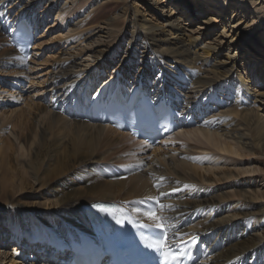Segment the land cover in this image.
<instances>
[{"label": "bare ground", "instance_id": "bare-ground-1", "mask_svg": "<svg viewBox=\"0 0 264 264\" xmlns=\"http://www.w3.org/2000/svg\"><path fill=\"white\" fill-rule=\"evenodd\" d=\"M116 1L0 0V11L5 12L0 18L3 29L0 31L2 74L21 75L22 78L28 74L36 48L33 46L30 56L20 55L10 44L11 34L7 28H13L21 17L34 20L33 16L44 4L49 7L54 4L57 11L72 15L78 4L88 3L95 11L87 14L85 20L79 14L70 15L80 29L81 23L96 24L100 19L107 26L117 28L107 32L108 37L112 35L107 41V49L94 48V44L106 40L89 41V35L80 36L84 46L76 55L78 58L93 56L94 64L80 65L75 60L59 57L48 71L43 91V99H48L49 105L34 103L33 110L30 107L28 111L22 109L16 114L12 111L8 117L4 113L0 115V206L7 207V212L0 209V224L6 222V218L15 222L16 231L8 237L15 238L20 245L23 241L17 234L19 222L28 235L24 237L26 241L31 243L37 239L47 246L53 231L68 236V233H75L72 226H83L85 205L93 201L118 202L122 199L142 219L155 223L144 215L152 210L171 227L172 233H187L177 238L172 236L173 240L194 233L201 234L206 241L216 240L217 253L202 264H264V193L252 190L253 195L249 194L247 189L252 188V177L241 180V173L233 170L221 174L232 180L227 186L241 187L236 193H226L224 188L213 189L207 185L218 183L217 178L207 172L211 166L219 164L218 159L223 155L231 159L234 155H242L235 159L238 163H251V159L258 155L254 161L264 175V92L259 88L256 93L250 89L251 80L257 81L254 78L256 69L264 64V53L261 58L251 57L248 67L251 80L238 66L237 53L232 55L238 34H251L258 28L246 23L242 13L252 9L263 23L264 0H198L199 4L192 13L186 11L191 4L189 0H142L144 13L137 7L139 4H131L130 10L125 7L123 13L107 18L110 11L117 9ZM237 4L243 11L240 15L234 9ZM156 12L162 19L148 17ZM209 12L214 14L208 15ZM224 13L228 14L225 15L228 19L222 25L220 16ZM189 14L192 17L182 24L183 15ZM195 17L202 21V31L189 28L196 21ZM127 26H132L133 30L129 31ZM212 27H222V31L214 35L203 30ZM231 29L235 36L230 34ZM210 35L214 37L204 39ZM242 39L245 40L244 36L239 40ZM250 40L251 36H247L246 45L254 46L253 51L260 52L259 46ZM242 45L239 43L237 49ZM122 48L126 49L124 53ZM69 53L67 50L66 54ZM222 54L227 58L220 59ZM106 65L114 69L109 75L106 74L110 73ZM152 71L160 76L152 77ZM97 74L98 79H95ZM130 76L149 86L154 96L162 94L172 98L180 107L179 113L186 120L192 118L180 130L185 132L182 135H194L191 138L196 146L175 140L178 136L174 134L151 148L152 144L147 145L142 139H135L128 132L97 119L87 97L80 96V81L85 87L90 86V91H85L88 95L94 87L101 88L112 81L132 84ZM258 80L264 86V72ZM177 82H181V86H177ZM236 98L244 108L227 112L230 117L222 111L226 117L214 119L212 112L229 105L230 100V105H234ZM201 115L205 117L201 119ZM6 124L11 127L6 128ZM169 144L172 148L165 149ZM193 147L209 150V153L191 151ZM145 151L147 154L151 151L147 157L154 158L158 166L146 169L152 160L146 161ZM226 162L223 160L222 163ZM207 163L213 165L203 167ZM174 188L179 191H173ZM31 197L45 198V204L49 202L52 208L51 213L44 211L29 216L24 209L39 204L31 202ZM234 198L241 199L235 201ZM157 200L165 205L163 209ZM55 213L67 223L62 224ZM226 213L229 215H224ZM211 214L218 219L208 220ZM36 216L43 219L41 226L33 220ZM29 217L33 222L34 236L28 232ZM16 255L12 256L10 264H17Z\"/></svg>", "mask_w": 264, "mask_h": 264}, {"label": "rangeland", "instance_id": "rangeland-1", "mask_svg": "<svg viewBox=\"0 0 264 264\" xmlns=\"http://www.w3.org/2000/svg\"><path fill=\"white\" fill-rule=\"evenodd\" d=\"M68 1L72 2L74 0H68ZM116 2H117L116 3L117 6H118L117 9L115 11H112V12L110 11L109 16H107V18L110 16L111 17L116 16L118 14V12H119V14L123 13L125 7H128L130 10L131 4H139V5H137V7L142 9L143 13L145 12L144 11L145 5H144L142 0H128V1L117 0ZM189 4L190 5H188V9L186 11L188 12L190 10V12L192 13L196 9L197 5L199 4V1L198 0H189ZM37 7H39V5H37ZM76 9L77 10H75L73 12V14L72 15L70 14V15L73 17V16H76L77 14H79V15H81L80 16L81 19L84 18L83 20L86 19L85 17L87 14H89L93 11V8L88 6V3H85L84 5L78 4L76 6ZM234 9H235L236 13H238V15H240V13L242 11L240 4H237V6L234 7ZM66 14L68 16L65 17ZM211 14H214V13L213 12L208 13V15H211ZM70 15L68 13H64V11H57L56 7L54 8V4H52L51 7L44 4L42 6V8L39 10V12L35 14L34 18L36 19V21L38 23V26H39L38 31H40L41 35L38 36V39L40 38L39 39L40 41L38 43H35L36 45H34L36 49H34V52H33L34 58L31 60V68L29 69L28 74H26L25 77L23 76V78L21 75L17 76V75L6 74V73H4L5 74L4 75V74L0 73V115L1 114L2 115L7 114V117H8L9 114H10L9 116H11L12 111L16 114L22 109L28 111L30 109V107H32L31 110H33L32 104H34V103H39V104L44 103L45 105L46 104L49 105L48 99H46V100L43 99V97H44L43 91L45 90L46 85H47L46 84L47 83V77L49 76L48 71H49V69H51L52 67L55 66V63L57 60H59L60 56H62L61 58L64 57V59L68 58V59L75 60L80 65H82L83 63H89V65H90L94 60L93 56L85 55V56H82L81 58L80 57L78 58V56L76 55L77 51L79 49H81V47L84 46V43L82 42L83 39L81 40L80 36L84 37V36L89 35V38H90L89 41L92 39L98 40V38L103 39V41L106 40V42H102L101 44L99 43L100 45L98 43L94 44V48L107 49V47L109 46V44H108L109 42H107V41H110L112 39V35L110 37H108L107 32L110 30H115L117 28L107 26L102 21L103 19H100L99 21H97L96 24L89 25V24L81 23L82 29H80L79 24H75L74 21L72 22V17ZM225 15L228 16L227 13L221 14V16L219 15L221 17V24L222 25H224V21L228 19L227 17L225 18ZM242 16L244 19H246V23L248 22V24H251L253 26L257 25L258 28L254 33H251V34H249L248 32L247 33L242 32V33L238 34L237 44H236V47H234V49L232 50V55L237 53L236 56H237L238 66L241 67V70L246 71L245 74L247 75V78L249 80H251L250 70L248 71V67H250L249 65H250L251 57L254 59H257V56H259V58H261L262 54L264 53V48H263L264 47V43H263L264 41L261 42L262 37L264 35V22L260 23L258 20V16H256L253 13L252 9L249 10V8L247 9V11L242 13ZM77 17H76V19H77ZM148 17H151V19H153V20L162 19V17L160 15H158V12H156V14H154V15H148ZM188 17L190 18L192 16H190V14L189 15H183L182 24H184L186 22V19H188ZM195 18H196V21L190 25L191 27H189V25H184V26L189 27V28L198 29V30L202 31V29H201L202 27H200V26H203L201 24L202 21H200L197 17H195ZM208 18H209V16H208ZM226 24H228V22ZM92 25H94V26H92ZM125 25H126V23L123 25L124 29H125ZM90 26H92V27H90ZM85 28H87V29H85ZM228 28H229V26H228ZM127 29H129V31H132L133 27L127 26ZM221 29H222V27L219 29L212 27V28L203 29V30H204V32H206L208 34L217 35L218 33H220L222 31ZM2 30L3 29L0 27V31H2ZM230 34L232 36H235L233 29H231ZM203 35H206V34H203ZM243 36H244L245 40L244 39L239 40ZM247 36H251L250 42H253V44H255V46H259L260 52L257 53L255 50L253 51V49H255V48H253L254 46L250 47V46L246 45L245 42H247ZM209 37L211 38L214 36L213 35L205 36L204 39L207 40ZM229 39H231V38H227V40H229ZM239 43H243V45L241 46V48L237 49V46ZM86 44L87 43H85V45ZM260 46L263 49H260ZM122 49H121V51H123V53H124V51L126 49H124V48H122ZM67 50H70L69 54H66ZM63 52H65V53L63 54ZM226 58L227 57L224 54H222L220 56V59H222V60H224ZM93 64H94V62H93ZM143 65H141V67H144ZM106 67L110 72V73H106V74L109 75L114 71L113 68H110L107 65H106ZM83 68L84 67L82 66V70H83ZM103 69H105V68H103ZM245 69H247V70H245ZM79 70H80V68H79ZM263 72H264V64H261V66L258 69H256V72H255L256 74H255L254 78L255 79L257 78V81H259L258 79L260 78V76L262 75ZM156 75H159V74L156 73L155 71L151 72L152 77H156ZM98 76H99L98 74L94 75L95 79H98ZM100 76H102V75H100ZM136 78L137 77H134V76L131 77L130 76V79L133 81ZM15 81H16V83H18L20 85L19 89H15V88L11 87V82H15ZM257 81L254 82L253 80H251L250 89L256 93L255 90L259 88V90L261 89L262 92H264V89H262V88H264V86H261V84ZM79 84L81 86L80 96L81 97H87L89 94L86 95V92H85L86 90L83 91V88L85 87V85L82 84V81H80ZM181 84H182L181 82H177L176 85L181 86ZM95 88L100 89V87H95ZM178 95L180 97H183V95H181L179 93H178ZM235 101H236V103L234 105H230V103L227 101L228 102L227 104H229V105L223 106L221 108L219 107L220 111L218 108L216 110V112H212L211 115L214 116V119H216V118L219 119L220 117H221V119H224V117H226L225 114H227V112H230L232 110L235 111L236 109L244 108V106L240 105L239 98H236ZM227 115H228V117H230V113ZM218 116H220V117H218ZM5 126H6V128L11 127L10 124H6ZM182 131L183 130H179V132L175 133L176 137L181 136L180 138L177 137V139H175V140L182 141V142L188 143L189 145L196 146L195 140H193L191 138L194 135H191V137L188 134L182 135L183 133H185ZM1 145H2V143L0 144V146ZM165 147H166L165 149H171L172 148L171 144H169V146L167 145ZM190 149H191V151H196V152H200L203 154L209 153V150H203L201 148H194L193 147ZM183 151H185V149ZM150 152L151 151H149L148 154H147V151L144 152V155L147 154L146 155V161L149 162V160L150 161L152 160V162H151L152 164L148 163L146 165L147 167L145 165H143L146 167L147 170H149L151 168V166H158L159 165V164H157V162L155 161L154 158L151 157V159H148L149 157H147V156L151 154ZM241 156L242 155H240V156L234 155L233 159H231L232 157H226L224 155L220 156V158L218 159V161L220 160L219 164L214 165L213 167L211 166L213 164H208V163L204 164L203 167H209L210 168V166H211V170L209 172H207V171L206 172H207V174H212L213 177L215 179L217 178L216 180L218 181V183H213L211 185L207 184V185L209 187H212L213 189H216L219 187L224 188L223 191L226 193H230V194L236 193L237 189H240L241 187L238 186L235 189V188L229 187V185L227 186V184L231 183L232 180L231 179L227 180L226 177L221 174L222 171L233 170L235 173H241L240 178L237 177L241 180H248L249 177H252V178H250L251 183H252V186H251L252 188L247 189V191H249V194L253 195V193H250V191L253 192L252 190H255L256 192L259 191V193H261V194L264 193V177H263L264 175L261 171V168L258 167L257 166L258 164H256V162H255L256 159L259 158V156L257 155V158H252L250 161L251 163H248L249 161H244L243 163L235 162V159L238 157H241ZM168 158H169V156H167V159ZM221 159H223L224 162L227 161L226 164L222 163L223 160L221 161ZM239 159H245V158H239ZM254 159H255V161H254ZM228 160H230V163H228L229 162ZM218 161H217V163H218ZM231 161L232 162L234 161V163H232ZM255 167H257V168L255 169ZM213 169H214V172H212ZM202 171H204V170H202ZM242 172H244V173H242ZM260 172L262 174H260ZM245 187H247V185H245ZM240 199L241 198H234L233 200L238 201ZM29 200L31 202L39 203L38 207H31L28 210H27V208H25V209L23 208L27 213L30 214L29 216H31V215L35 216L36 214H42L44 211H49L51 213L52 208L49 207V202L47 204H45V201H44L45 198L39 199L38 197H31V198H29ZM118 200L124 202L122 199H118ZM41 204L43 207L42 206L39 207V205H41ZM6 208H7L6 206H4V207L0 206V209H2V211H4V212H7ZM55 215L58 216L59 220L63 224L64 220L62 219V217L56 213H55ZM216 215H217V217H220V216H218V214H216ZM224 215L228 216L229 214L226 213ZM211 219L216 220L218 218H216L215 214H211L210 217L208 218V220H211ZM33 220H35V222H37L38 225L40 224L39 226H41L42 223H44L41 216H36V217H34ZM27 223L29 226L28 227L29 228V230H28L29 234L31 233L34 236L33 222H32V219H30V217L27 220ZM65 223H67V222H65ZM39 226L37 227V228H39L38 230H40ZM72 227H74L75 230L79 229L78 226H76V225H74ZM18 230L19 231H17L18 232L17 234H19V237H21V241H23V243L21 244V247L23 246L22 248L24 250L23 255L25 257L27 256V259H30L32 261H29V262L25 261L22 256L16 255L17 261L16 260L15 261L17 262V264L18 263L19 264H58V262L56 260L45 261L42 259H36V258L33 259L34 254H32V253H35V251H33V247H37V246H35V243H39V240L34 239L31 243L26 241V238L24 239V237H27L28 235H26V230L24 233V229L22 228V224H20V222H19ZM12 231H16V224H15V222H12L10 219L8 220V218H6V222L0 224V264H10L12 256L16 253L18 254L21 250L19 248V246L17 245L19 243L16 241V239H13L12 237H10V238L8 237L9 235H11ZM29 254H31V255H29ZM18 261H20V262H18Z\"/></svg>", "mask_w": 264, "mask_h": 264}, {"label": "snow or ice", "instance_id": "snow-or-ice-1", "mask_svg": "<svg viewBox=\"0 0 264 264\" xmlns=\"http://www.w3.org/2000/svg\"><path fill=\"white\" fill-rule=\"evenodd\" d=\"M4 16H5V12L0 11V18ZM19 59L22 60L23 57H19ZM99 95H100L99 93L96 94V96H99ZM89 99L95 102L93 97H90ZM149 159H151V157H149ZM173 191H179V189L174 188ZM148 199H153V198L149 197ZM156 203L159 205L161 209L165 207V205L161 204L159 200H157ZM97 207L100 208V211L109 212L112 214H114L115 212L123 211L122 209H119V208L114 209V210L107 209L103 207L102 205H98ZM144 215H146L148 219L155 221V224L154 225L153 224H141V225H138L139 227H148V228L155 227L157 229L163 230L161 231L157 240L154 241L153 243L148 244L147 247L153 248L155 252L160 253V256L164 260V264H180V261L185 256V251H182L177 245L180 243H184V241L182 239H177L176 245L171 244V242L168 240V233L165 230L166 227L168 226L162 221V218L158 216L155 211H152V210H149L148 212L144 213ZM123 222H124L123 219L117 220V223L122 224ZM183 235H187V233H182L180 231L172 233L173 238L181 237Z\"/></svg>", "mask_w": 264, "mask_h": 264}]
</instances>
